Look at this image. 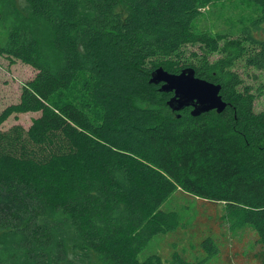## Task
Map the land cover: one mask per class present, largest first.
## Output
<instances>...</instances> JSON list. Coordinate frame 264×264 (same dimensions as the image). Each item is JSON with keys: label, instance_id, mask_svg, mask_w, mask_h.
<instances>
[{"label": "trees", "instance_id": "trees-1", "mask_svg": "<svg viewBox=\"0 0 264 264\" xmlns=\"http://www.w3.org/2000/svg\"><path fill=\"white\" fill-rule=\"evenodd\" d=\"M210 1L0 0V54L36 70L0 125L39 113L0 130V264H162L139 253L174 230L176 190L239 213L264 264V110L232 68L264 71V0L232 33L195 28ZM159 66L221 84L226 107L171 110Z\"/></svg>", "mask_w": 264, "mask_h": 264}, {"label": "rangeland", "instance_id": "rangeland-1", "mask_svg": "<svg viewBox=\"0 0 264 264\" xmlns=\"http://www.w3.org/2000/svg\"><path fill=\"white\" fill-rule=\"evenodd\" d=\"M196 18V29H208L232 33L238 31L240 20H247L251 15L249 5L241 0H211L200 10ZM0 27H3L0 24ZM232 31V32H230ZM264 37V31L259 32ZM197 46H188L195 50ZM221 54L210 55L211 61ZM241 79L240 87L250 89L254 97L253 109L264 110V71L248 67L238 60L232 67ZM36 70L22 61L0 54V112L9 104L18 102L22 85L33 78ZM38 112L19 113L10 116L0 130H8L13 125L27 129L32 118ZM161 208L174 212L175 228L173 231L151 238L139 253L141 260L151 254H159L162 264H170L172 254L177 252L186 260H202L203 264H258L261 247L254 230L244 224L237 212L228 211L221 202L199 199L186 192L176 190L162 204ZM214 240L216 252L208 255L201 247L202 240Z\"/></svg>", "mask_w": 264, "mask_h": 264}, {"label": "water", "instance_id": "water-1", "mask_svg": "<svg viewBox=\"0 0 264 264\" xmlns=\"http://www.w3.org/2000/svg\"><path fill=\"white\" fill-rule=\"evenodd\" d=\"M149 81L160 84V91L173 93L167 100L173 111L191 107V115L196 116L211 110L220 113L227 105L220 94L221 84L196 76L193 67L172 73L159 66L152 71Z\"/></svg>", "mask_w": 264, "mask_h": 264}]
</instances>
